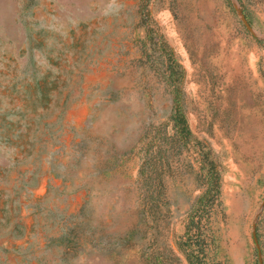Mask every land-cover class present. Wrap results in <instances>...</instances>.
Returning <instances> with one entry per match:
<instances>
[{
    "label": "rangeland",
    "instance_id": "rangeland-1",
    "mask_svg": "<svg viewBox=\"0 0 264 264\" xmlns=\"http://www.w3.org/2000/svg\"><path fill=\"white\" fill-rule=\"evenodd\" d=\"M212 162L211 264H264V0H0V264H189Z\"/></svg>",
    "mask_w": 264,
    "mask_h": 264
},
{
    "label": "trees",
    "instance_id": "trees-1",
    "mask_svg": "<svg viewBox=\"0 0 264 264\" xmlns=\"http://www.w3.org/2000/svg\"><path fill=\"white\" fill-rule=\"evenodd\" d=\"M169 123L173 129L172 139L174 137H180L188 142L192 138L178 89L175 90L173 95ZM147 133L148 136L152 134L150 139L156 137V133L151 129ZM152 165L155 169V162ZM145 176V170L143 169V165H141L139 169V180L141 183H143L142 180ZM207 176L210 178V185L192 204L186 223L185 239L181 243L189 264H211L209 252L211 250L213 236L210 221L220 194V173L218 167L213 162L211 163V169L208 171Z\"/></svg>",
    "mask_w": 264,
    "mask_h": 264
},
{
    "label": "water",
    "instance_id": "water-1",
    "mask_svg": "<svg viewBox=\"0 0 264 264\" xmlns=\"http://www.w3.org/2000/svg\"><path fill=\"white\" fill-rule=\"evenodd\" d=\"M246 25H247V27H249L247 23H246Z\"/></svg>",
    "mask_w": 264,
    "mask_h": 264
}]
</instances>
